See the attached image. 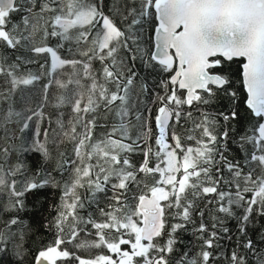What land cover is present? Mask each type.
Segmentation results:
<instances>
[{
    "label": "snow or ice",
    "instance_id": "6c2138e0",
    "mask_svg": "<svg viewBox=\"0 0 264 264\" xmlns=\"http://www.w3.org/2000/svg\"><path fill=\"white\" fill-rule=\"evenodd\" d=\"M147 17L158 21L154 51L141 43ZM0 44L50 63L41 74L22 72L37 62L32 56L0 55V241L16 239L17 256L35 231L21 213L40 211L39 193L51 188L62 193L57 239L34 264H264V0H0ZM137 60L167 78L150 88ZM42 77L39 97L25 90ZM149 103L159 105L155 135ZM194 103L218 107L193 119L183 108ZM98 126L111 130L93 140ZM137 151L138 167L129 158ZM29 157H38L34 168ZM130 186L140 190L133 203ZM98 194L108 201L109 211L98 209L107 222L85 221L78 210ZM26 195L36 197L31 206ZM80 223L96 230L94 239H80L90 235ZM190 227L196 251L181 239ZM68 243L113 255L81 258Z\"/></svg>",
    "mask_w": 264,
    "mask_h": 264
},
{
    "label": "trees",
    "instance_id": "16d2710c",
    "mask_svg": "<svg viewBox=\"0 0 264 264\" xmlns=\"http://www.w3.org/2000/svg\"><path fill=\"white\" fill-rule=\"evenodd\" d=\"M108 0H105V5H107ZM105 11L107 13V8H105ZM154 12V10H152ZM117 24L118 26L123 27L122 25H120L119 20H117ZM156 26V20L154 19V17H147L145 18L144 22H143V32L141 33V43L142 46L149 48L152 51L153 48V32H154V28ZM57 43L56 38H51L48 41V44L50 46L55 47ZM85 46L83 45L82 42V47ZM59 55H61L62 58L66 57V49L62 50L61 52L58 53ZM0 55L6 56L8 57L9 60L15 59L16 56L19 55H30L32 56L37 62L33 63V64H28V65H23L21 68V71H32L33 73L36 74H41L42 72L48 70V68L50 67V63L49 64H45V60L48 59L47 56H35V54H31V53H22L20 51L17 50H12V49H6L4 45L0 44ZM120 55L122 56H126L127 53L121 51ZM77 59H79L80 57H76ZM110 62V61H109ZM242 60L238 59V60H234L231 65H230V69L232 71H236L238 69L239 64H241ZM41 64H45V68L41 69L40 65ZM130 66H131V62H129ZM226 67H229L228 65H226ZM135 68L139 73L140 77L146 78L147 79V83L148 86L150 88H154L155 87V83L161 79L164 78L166 79L167 76H164L163 74H158V73H151L148 70H145L140 61L137 60L135 62ZM102 69V65L100 63V61L98 60H94L93 61V70L99 75L100 71ZM62 72H68L70 71V69H68L67 67L63 70H61ZM58 78H63L58 77ZM48 78L47 77H42V79L40 81H37L34 85L32 86H28L27 89H25L26 91L30 92V93H35L36 97H39L41 91H42V86L47 83ZM111 87V86H109ZM157 91H159V89H156ZM56 92V88L55 86H53L52 88H50L49 90V94L50 97L52 94H54ZM242 95L243 97L246 99V94L245 91L243 89H241ZM184 93L181 92V95H183ZM149 107L152 108V113H151V117H150V123H151V128H152V132L155 135L157 132L156 126H155V121H154V117L156 114V108L159 106L157 104H152L149 103L148 105ZM218 106H212L209 108H205L203 105H199L197 103H194L192 106H184L183 111L184 112H192L193 113V119H199V113L201 111H207L208 113H215L216 109ZM48 111H51V109L49 108ZM66 112L70 111L69 109H65ZM240 111L242 113V116L247 118L248 115V109L245 107V105L242 103L240 106ZM111 121H109V125H110ZM184 121H181V124H183ZM100 124L103 125L105 124L104 121H100ZM188 127H191V123L188 124ZM111 128L110 126H98L95 128L94 133H93V140L96 139H100L103 138L104 134L108 131H110ZM79 131V129H78ZM179 131L181 133L184 132V129L181 128L179 129ZM169 143H172L171 140L168 141ZM148 143L151 145V147L153 148V151L156 150V145H155V140L154 137L152 139H150L148 141ZM185 145H193V142L191 141H184ZM194 146V145H193ZM67 151L69 152V154H71V150H72V145L69 144L66 146ZM233 151L236 152L237 155H239V152L236 151L235 148H233ZM129 158L130 161L133 165L135 166H139L143 160H144V156L143 153L141 151H137L134 153L129 154ZM30 163L32 164V167L34 168L36 166V161L38 160V157H29ZM158 161H156L155 159L150 161L149 166H154L155 163H157ZM177 178H180L181 173H177ZM225 175L227 176V173H225ZM157 178H159L157 176ZM113 183H115L116 181H112ZM130 191L127 193V196L129 197L128 202L129 203H133L132 201V196L135 195H139L140 194V190L130 186ZM221 189H223V186H221ZM61 190L59 189H46L42 192L39 193V196L42 197L45 201L43 207L41 208L40 211H30V212H24L21 213V218L26 222V223H31L35 229V231L33 233L28 234L24 240L21 242V247L23 249V253L20 256L16 255V251H19V249H16V243L17 240L16 239H7L4 241H0V247H3L5 249L4 252H0V264H17L18 260H22L23 264H33L34 263V257L37 255L39 250H43L46 249L48 246L54 245L55 240L57 239V230L54 224L55 218L57 217L58 213H57V207L60 203V197H61ZM85 191L81 190V195H85ZM108 195H111V191H109ZM250 195V194H249ZM36 199L35 196L32 195H26V202L31 206L32 201H34ZM206 199H214V197L212 195H209ZM70 202V201H69ZM108 201L104 198V196L102 194H98L97 196V202L96 203H92L91 206L86 205V207L84 209L78 210L79 211V215L82 216L84 218V220H88L90 217L92 219H94L96 222H107L105 217L102 216L99 213V208H104L105 211H109L110 209H108L107 207ZM201 207H203V203H201L200 205ZM211 205L209 206V208L211 209ZM49 221H52V227L51 228H45V227H41L42 224H45ZM69 222H71V218L69 220ZM207 222V220H206ZM197 223H199V221H197ZM79 228H85L86 231L90 234L87 237H85L84 233H81L80 235V239H94L95 238V232L96 230L93 229L91 227V225H86L84 223H80ZM230 226H234V222L230 223ZM15 231V229H13ZM107 232V230H105ZM115 231H113V235H115ZM125 239H128V236L125 235L124 236ZM165 238H161L160 243H163ZM181 239L183 240L184 244L188 245L193 251H196L197 246L199 245L200 241H198L192 234H191V227L189 232L182 234ZM63 248H67L70 252L75 253V255L80 256L81 258H95L98 255H113L112 253H110L109 250H107L105 247H100V248H91V249H77L75 248L74 244L72 243H68L62 246ZM125 248L129 247V246H123ZM225 249L231 248L232 245L230 242L225 241V245H224ZM181 250L183 251V247L181 246ZM115 258V257H114ZM58 264H77V261L71 258H68L66 260L63 261H58ZM224 264H227V261H224Z\"/></svg>",
    "mask_w": 264,
    "mask_h": 264
},
{
    "label": "water",
    "instance_id": "95a60500",
    "mask_svg": "<svg viewBox=\"0 0 264 264\" xmlns=\"http://www.w3.org/2000/svg\"><path fill=\"white\" fill-rule=\"evenodd\" d=\"M154 10V9H153ZM157 23H156V25L158 24V21H156ZM154 41H155V28H154V32H153V48H152V51H154L155 50V48H154ZM241 60H242V63L244 62L243 61V59L241 58ZM245 94H246V92H245ZM141 226H143L142 225V222H141Z\"/></svg>",
    "mask_w": 264,
    "mask_h": 264
},
{
    "label": "flooded vegetation",
    "instance_id": "af4514ba",
    "mask_svg": "<svg viewBox=\"0 0 264 264\" xmlns=\"http://www.w3.org/2000/svg\"><path fill=\"white\" fill-rule=\"evenodd\" d=\"M242 63V62H241Z\"/></svg>",
    "mask_w": 264,
    "mask_h": 264
}]
</instances>
